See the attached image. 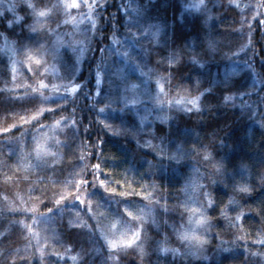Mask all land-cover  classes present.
<instances>
[{"label": "trees", "instance_id": "16d2710c", "mask_svg": "<svg viewBox=\"0 0 264 264\" xmlns=\"http://www.w3.org/2000/svg\"><path fill=\"white\" fill-rule=\"evenodd\" d=\"M49 1L33 0L38 9ZM20 14L0 16V264H112L95 233L99 226L121 234L128 222L135 227L122 206L148 221L139 252L115 264H264V213L246 210L244 227L233 215L248 207L264 212V128L256 123L264 87L254 79L264 76L261 0H86L73 52L49 32L61 13L39 26L34 12L23 6ZM250 30L256 54L249 47L229 55ZM172 54L182 59L169 68L161 58ZM202 90L201 107L193 108L191 97ZM229 91L246 95L224 102ZM204 148L213 159L204 158ZM99 178L132 194H109ZM240 183L253 191L239 192ZM205 192L215 198L210 209ZM193 202L213 217L198 231L207 237L198 241L202 257L161 256L162 245H177L166 222L185 221ZM225 203L226 217L219 214ZM142 206L170 221L139 216Z\"/></svg>", "mask_w": 264, "mask_h": 264}, {"label": "rangeland", "instance_id": "374dc122", "mask_svg": "<svg viewBox=\"0 0 264 264\" xmlns=\"http://www.w3.org/2000/svg\"><path fill=\"white\" fill-rule=\"evenodd\" d=\"M86 2V0H51L49 1L48 7H44V8H36L35 4L33 2V0H0V16L3 15L4 12H8L11 13L13 15H15V17H20V8H23V6L25 8H27V10L34 12L36 17H35V22L36 25L39 26V24L42 25V23L49 18H53L57 12L62 14V18H61V23L56 27L55 31H50L51 35L53 36L54 40H56V42H60V48H66L69 49L71 52H73L74 48H76L77 44L75 42H73V38L75 37V35L78 33V31L81 29V27L83 26L84 22H85V18L81 15H79L80 12V8L82 7L83 3ZM197 6V5H196ZM43 13V14H41ZM9 52L12 55H15L14 51L15 49L12 48V45H8ZM23 56H26L23 55ZM77 63H79L80 61L77 59ZM17 61L16 58L13 61V65H12V73H13V81H17L18 76H17V72H18V66H17ZM55 74H57V71L54 72ZM140 96V95H139ZM135 101V100H134ZM178 101H175V103ZM178 106H182L180 105L179 102L177 103ZM187 108V107H186ZM185 108V109H186ZM54 130H60L59 126H56L54 128ZM193 186V185H192ZM196 187V186H195ZM193 200V199H192ZM190 207V206H189ZM193 207H198L200 208V206L196 205V203L193 202V204L191 205V208ZM189 209H187L188 214H182L183 218L185 219V221H180L174 225V224H170L168 222L167 225L168 227H170L174 238L176 239V243L177 245H175L173 248H169V247H165V245H162V247H160V255L161 256H165V255H169L171 259H175L177 257H182L185 253H187L189 256L191 257H196V256H201L200 251L201 250V245H199L198 241L195 239V237H191V236H182V233H192L195 232L196 235L198 236V231L201 228L202 224L197 225L195 223V220L199 217V215L201 213L198 212H190ZM140 215H146L150 220L154 221V220H169L167 219V217L161 218V216H158L157 213H155V210L153 208H145L144 206L141 207V212L139 213ZM158 216V218H157ZM192 217V219H189V217ZM126 218H128V216H126ZM134 218V219H133ZM133 218H128L129 220L133 221L134 223H136V226H132V224H129V222L127 223L129 225L128 228L126 227H121V231L122 234L118 231L116 233H114L113 229H111L110 227L108 228H104V227H97V231H96V235L98 236L100 242H98V244H101L100 246H103L104 248H100L99 246L95 245L97 247V249H102V251L106 252L109 256V260H111L112 264L115 263H119L121 260L122 256H127L129 255V252L132 250H135L137 252L139 249L138 246V240H139V235L141 234V231L143 229V222H147L148 220H144L143 218L139 217V219H137L136 217ZM170 221V220H169ZM161 226V225H160ZM137 230H140L139 234H138V238L134 241V243L132 245H126L123 244L121 242H119V238L121 235H124L127 237L126 238H130L131 234L133 232H137ZM127 231H130L129 233H127ZM89 240L93 239V235L91 232H89ZM115 239L118 241L117 243V247L115 249H113L109 244H108V239ZM38 240V237L36 238ZM95 243V241H94ZM182 247V248H180ZM131 253V252H130ZM117 257L119 258L117 260ZM202 257V256H201Z\"/></svg>", "mask_w": 264, "mask_h": 264}, {"label": "snow or ice", "instance_id": "6c2138e0", "mask_svg": "<svg viewBox=\"0 0 264 264\" xmlns=\"http://www.w3.org/2000/svg\"><path fill=\"white\" fill-rule=\"evenodd\" d=\"M261 6H264V0H261ZM43 14V13H41ZM259 23L261 25H264V19H260ZM154 36L155 35H158V32L154 33L153 34ZM251 47L254 51H253V54H256V47H255V41L253 40L252 38V30L249 31L248 35L245 37V39L243 40V42L239 45L238 48H236V52L234 53L233 51H231L229 53V55H238L239 53H242L244 52L247 48ZM164 62V64H166L169 68H171L172 66H174L175 64H177L181 59H182V56H179L177 54H172V55H169L167 56L166 58H161ZM192 59L194 61H197V63H199V61L197 60V57L196 56H193ZM261 59H264V57H261ZM248 68L250 70H254V64L251 63L248 65ZM141 71L143 72V69H141ZM171 71H164V75L165 76H168L170 77L171 76ZM101 73L98 71L96 73V76H97V80H96V83H100L101 82ZM155 80H156V85L157 87L160 89V91H164V88H165V85L163 83H161V78L159 76H156L154 77ZM228 78V75L226 74L225 75V80H227ZM254 79H256L258 82H259V85L260 87H264V76H262V74H254ZM197 83H199L197 81ZM132 87L135 88L136 87V84L133 83L132 84ZM257 89L256 88H250L249 91H256ZM205 91V90H202L201 92H198L196 95H193L191 97V104L193 106V108H196V109H199L201 107V99H202V92ZM246 94L244 92H226L223 96V101L224 102H230L233 100V98L235 96H240V97H243L245 96ZM248 104V101H242L240 106L241 107H245L246 105ZM191 110V109H189ZM165 119H167V117H165ZM256 123H258L262 128H264V115L261 116V118L259 120L256 121ZM146 147H150L151 144L149 143L148 145H145ZM193 147H195V145H193ZM199 151H201L203 153V156L205 159H213V154L210 150L204 148V149H200ZM95 167L99 168L100 165L99 163H97L95 165ZM212 167L213 168H216V169H220L222 167V165L219 163V162H213L212 163ZM105 172H108L110 171L109 169L105 168L104 169ZM117 184H121V185H124L125 188H131L133 187V185L131 184V182H126L124 180H117L116 181ZM260 183L261 185H264V178H262L260 180ZM98 184L101 188H103V190L109 194H118L119 196L121 197H125V196H128L132 193H129L128 191H124V190H119L117 187H113V186H110L108 181L106 179H103V178H99L98 179ZM193 187H195V185H193ZM142 189V188H141ZM236 189L241 192V193H251L253 191V188L251 186V184L249 183H240V184H237L236 185ZM136 195H139L141 197H147L149 195L148 192L146 191H143V190H136L135 192ZM205 198H206V207L207 208H211L214 204H215V198H214V195L211 194V193H208V192H205ZM61 199H63V197H61ZM76 199L81 203V204H85V200H84V197L83 196H77ZM232 201V198L229 197V201L228 203H230ZM59 202V201H58ZM93 203V201L91 200H88L87 201V205L88 206H91ZM227 208V203L225 204H222L220 206V215L222 216H228L229 213L225 210ZM246 210L247 211H256L258 214H262L264 212H262V210L259 208V207H256V208H250L248 207L247 209L245 208H241L238 210V212L234 213V218L240 222V225L241 227H244V224H243V221H244V218H245V214H246ZM46 211L48 212H51L53 211L52 209H47ZM89 211H91V207H89ZM122 211L123 213L128 216V217H134L135 216V213L129 209L128 207H125V206H122ZM190 212H198V213H201L199 215V217L195 220V223L197 225L199 224H202L206 221L210 222L213 220V217L203 211L201 208H198V207H193L191 209H189ZM78 215V213H77ZM137 219H139V217H136ZM189 219H192V217L190 216ZM262 219H264V215H262ZM119 221L116 220V219H113L111 221V227L112 228H115L117 225H118ZM67 224L71 227H75V228H78V227H82L83 226V222L81 223H73L71 220L67 221ZM247 231V229H245ZM140 230H137V232H133L131 234V237L130 238H126L124 235H121L120 238H119V242L123 243V244H126V245H132L134 243V241L138 238V234H139ZM182 236H191V237H195V239L199 242H205L207 240V237L205 236H197L195 232H192V233H182ZM108 239V244L113 248L115 249L117 247V243L118 241L115 240V239H110V238H107ZM261 243H264V236L261 237ZM261 255H264V253H261ZM119 258L117 257V260Z\"/></svg>", "mask_w": 264, "mask_h": 264}]
</instances>
